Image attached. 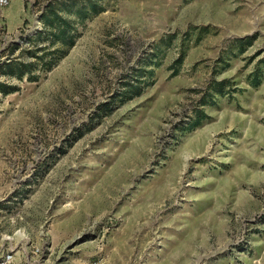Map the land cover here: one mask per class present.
Segmentation results:
<instances>
[{
  "label": "rangeland",
  "instance_id": "374dc122",
  "mask_svg": "<svg viewBox=\"0 0 264 264\" xmlns=\"http://www.w3.org/2000/svg\"><path fill=\"white\" fill-rule=\"evenodd\" d=\"M3 16L0 255L264 264V0H10Z\"/></svg>",
  "mask_w": 264,
  "mask_h": 264
},
{
  "label": "trees",
  "instance_id": "16d2710c",
  "mask_svg": "<svg viewBox=\"0 0 264 264\" xmlns=\"http://www.w3.org/2000/svg\"><path fill=\"white\" fill-rule=\"evenodd\" d=\"M55 2H56V0H55ZM91 7L95 12H97L96 4L92 3ZM49 8H50L49 13L52 14V16L50 17V14H49V16L42 14V18H43L45 24H49L52 26L51 34L55 37L52 40V42L60 41L66 47L71 46L73 44V35L70 32L71 26H70L69 21L66 20L61 14H59L58 8H56L53 3L49 4ZM247 42H249V41H247ZM36 52L37 51H34L31 54L33 56H35ZM40 58H42V57H40ZM4 65L7 66L8 68L6 70H3L2 73L13 74V73H16L15 71L17 70L19 73V76L21 77V74L23 73V71L20 67L23 66L27 69L28 66H30L32 64H29V63L28 64H25V63L20 64V63H18L17 66H14V67L11 66L10 63H5ZM30 71H31V69H30ZM260 82H261L260 75H257V72L253 71L251 74V78H250L251 85L252 86H258L260 84ZM215 84L217 85V89L215 92L223 93V88H224V85L226 84V81L220 80V81H217ZM137 89H138V87H137ZM139 92H140V90H137L135 95H138ZM201 117H205V116L202 114L201 116L196 118L192 122V124L197 125L200 122Z\"/></svg>",
  "mask_w": 264,
  "mask_h": 264
},
{
  "label": "built area",
  "instance_id": "2783aa9c",
  "mask_svg": "<svg viewBox=\"0 0 264 264\" xmlns=\"http://www.w3.org/2000/svg\"><path fill=\"white\" fill-rule=\"evenodd\" d=\"M10 3V0H0V32L2 30L3 26V9L7 7ZM0 264H12L11 260V255L6 253V254H1L0 255Z\"/></svg>",
  "mask_w": 264,
  "mask_h": 264
}]
</instances>
